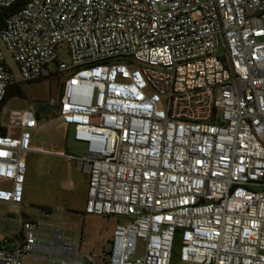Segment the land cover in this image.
Listing matches in <instances>:
<instances>
[{
    "label": "built area",
    "instance_id": "built-area-1",
    "mask_svg": "<svg viewBox=\"0 0 264 264\" xmlns=\"http://www.w3.org/2000/svg\"><path fill=\"white\" fill-rule=\"evenodd\" d=\"M0 39L21 74L0 50V105L14 83L62 87L39 102L57 106L48 121L2 108L0 202H24L34 134L58 120L86 146L67 155L89 176L85 213L123 219L106 255L81 261L23 219L0 264L39 247L53 264H264V0H28Z\"/></svg>",
    "mask_w": 264,
    "mask_h": 264
},
{
    "label": "rangeland",
    "instance_id": "rangeland-1",
    "mask_svg": "<svg viewBox=\"0 0 264 264\" xmlns=\"http://www.w3.org/2000/svg\"><path fill=\"white\" fill-rule=\"evenodd\" d=\"M0 50L13 76L20 78L18 63L1 39ZM58 57L60 61L68 62L66 47L58 52ZM56 66V62L51 64L53 70ZM20 84L24 96L10 98L6 104L9 108H29L58 97L62 89L58 75ZM51 118H56L55 112L48 114L45 120ZM34 145L39 150L30 151L27 155L24 203L17 207V211L9 212L1 205L8 203L0 202V242L16 234L23 216H26L37 223L40 242L52 244L55 236H63L64 240L76 244V261L95 252L98 259L106 255L111 248L115 228L123 219L115 215L85 213L88 176L79 169L77 160L67 157L70 154L84 155L85 144L74 139L72 126L56 120L34 134ZM179 235L174 246L175 257L182 248ZM137 253L141 255L140 250ZM51 256L50 252L34 251L24 257L23 264H53Z\"/></svg>",
    "mask_w": 264,
    "mask_h": 264
},
{
    "label": "trees",
    "instance_id": "trees-1",
    "mask_svg": "<svg viewBox=\"0 0 264 264\" xmlns=\"http://www.w3.org/2000/svg\"><path fill=\"white\" fill-rule=\"evenodd\" d=\"M27 2L28 0H16V2L12 6L8 8H3L0 11V24H3L4 17L21 10L26 5ZM23 96H24V90L20 83H14L10 85L7 89V93H6V96L2 104L0 105V114H1L2 108L7 104L10 98L23 97ZM39 116L42 118V115L40 113H39ZM5 132L6 130L0 127V133H5Z\"/></svg>",
    "mask_w": 264,
    "mask_h": 264
},
{
    "label": "crops",
    "instance_id": "crops-1",
    "mask_svg": "<svg viewBox=\"0 0 264 264\" xmlns=\"http://www.w3.org/2000/svg\"><path fill=\"white\" fill-rule=\"evenodd\" d=\"M69 129H70V128H69ZM69 129H68V130H69ZM35 146H36V145H35ZM37 148H39V147H37ZM27 155H28V154H27ZM78 166H79V165H78ZM79 169H80V168H79ZM80 170H82V169H80ZM82 171L85 172V173L87 174V172H86L85 170H82ZM87 176H88V174H87ZM88 186H89V176H88ZM86 199H87V198H86ZM2 203H7V202H2ZM23 203H24V202H23ZM23 203H22V204H23ZM1 205H2L4 208H6L9 212H12V211H17V207H18L20 204L8 203V204H1ZM8 216H14V215H13V214H9ZM23 219H31V218L26 217V216H23L22 221H23ZM31 220H33V219H31ZM21 226H22V222H21ZM21 226H20V229H21ZM20 229L18 230V232H17L16 234L12 235L11 237H5V238L3 239V241L0 242V246L3 245V246H5V247L7 246V247L12 248L13 245H12L11 243L6 244V243H5V240H6V239H10V240H12L14 237H16V236L18 235ZM54 241H56V240H55V237H54ZM37 251L48 252L47 250L43 249V247H39ZM28 256H29V255H28ZM25 257H27V256H25Z\"/></svg>",
    "mask_w": 264,
    "mask_h": 264
},
{
    "label": "water",
    "instance_id": "water-1",
    "mask_svg": "<svg viewBox=\"0 0 264 264\" xmlns=\"http://www.w3.org/2000/svg\"><path fill=\"white\" fill-rule=\"evenodd\" d=\"M37 108L39 110V112H41L42 114H48L49 112H53L57 110V106L56 105H46L44 107L41 106L40 103H37Z\"/></svg>",
    "mask_w": 264,
    "mask_h": 264
},
{
    "label": "bare ground",
    "instance_id": "bare-ground-1",
    "mask_svg": "<svg viewBox=\"0 0 264 264\" xmlns=\"http://www.w3.org/2000/svg\"><path fill=\"white\" fill-rule=\"evenodd\" d=\"M60 237V236H59Z\"/></svg>",
    "mask_w": 264,
    "mask_h": 264
}]
</instances>
